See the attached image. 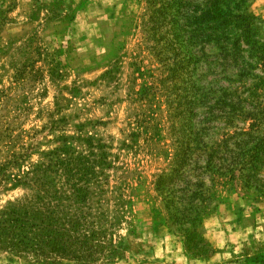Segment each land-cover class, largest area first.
<instances>
[{"label": "rangeland", "instance_id": "obj_1", "mask_svg": "<svg viewBox=\"0 0 264 264\" xmlns=\"http://www.w3.org/2000/svg\"><path fill=\"white\" fill-rule=\"evenodd\" d=\"M250 10L264 23V0ZM146 11L0 0V264H264L263 195L216 178L191 208V171L157 186L175 151L162 80L190 68L176 13L167 43Z\"/></svg>", "mask_w": 264, "mask_h": 264}, {"label": "trees", "instance_id": "obj_2", "mask_svg": "<svg viewBox=\"0 0 264 264\" xmlns=\"http://www.w3.org/2000/svg\"><path fill=\"white\" fill-rule=\"evenodd\" d=\"M252 2L146 0L149 30L161 35L173 23L163 12L172 10L177 33L168 28L164 39L175 36L188 49V80L179 59L162 80L175 151L157 186L191 171L183 199L191 208L208 207L216 178L240 180L264 196V23Z\"/></svg>", "mask_w": 264, "mask_h": 264}]
</instances>
